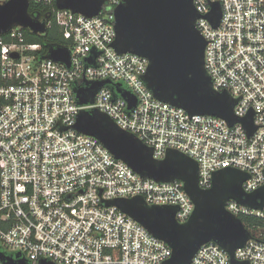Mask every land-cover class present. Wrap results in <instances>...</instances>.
<instances>
[{
	"label": "built area",
	"instance_id": "1",
	"mask_svg": "<svg viewBox=\"0 0 264 264\" xmlns=\"http://www.w3.org/2000/svg\"><path fill=\"white\" fill-rule=\"evenodd\" d=\"M122 1L103 0L100 11L87 16L58 9L55 0H29L50 7L60 31L68 32L69 65L39 56L40 44L27 41L20 26L0 33V250L7 255L19 253L31 264H164L170 258L165 241L106 201L140 195L149 205H176L175 218L183 223L194 208L183 182L142 176L96 137L73 128L82 109L106 113L150 146L154 159L168 149L194 159L200 188L227 167L249 175L246 193L264 185V0H193L212 88L237 99L236 117L251 114V134L241 122L190 116L153 95L143 81L148 59L112 46L114 8ZM214 1L221 9L217 27L208 18ZM99 80L109 82L92 103L78 104L74 87ZM123 91L135 97L133 106ZM225 209L261 221L246 227L251 236L234 259L264 264V205L228 199ZM188 264L233 263L209 241Z\"/></svg>",
	"mask_w": 264,
	"mask_h": 264
},
{
	"label": "water",
	"instance_id": "2",
	"mask_svg": "<svg viewBox=\"0 0 264 264\" xmlns=\"http://www.w3.org/2000/svg\"><path fill=\"white\" fill-rule=\"evenodd\" d=\"M103 0H55L58 9H70L87 16L97 14ZM208 18L217 27L221 9L211 2ZM29 0H6L0 3V33L13 26L34 34L46 31L47 16L40 18L28 11ZM198 13L193 0H123L114 8L115 38L112 46L118 52L144 56L149 63L143 75L145 85L162 101L181 107L191 115L205 114L224 118L230 125L241 122L251 134V114L236 117L233 106L237 99L226 91H215L204 68L206 40L195 26ZM43 57L69 65L68 47L50 44ZM95 53V52H94ZM16 55V54H14ZM90 61V58H87ZM108 80L92 82L87 87H74L78 104L93 102L96 91ZM128 107L135 97L121 92ZM73 128L96 137L116 158L122 159L134 171L156 181L179 179L194 204L189 218L177 222L176 205H149L142 196L107 200L141 223L150 233L165 241L172 249L164 264H188L204 243L215 241L230 255L233 264L236 248L245 244L251 234L240 217L225 209L228 199H235L252 208L264 205V185L246 193L242 183L249 175L236 168H222L212 175V185H198V164L176 149H168L162 159H154L152 148L132 133L121 129L104 112L97 109L80 110ZM1 264H28L27 260L0 251ZM37 264H55L41 259Z\"/></svg>",
	"mask_w": 264,
	"mask_h": 264
},
{
	"label": "trees",
	"instance_id": "3",
	"mask_svg": "<svg viewBox=\"0 0 264 264\" xmlns=\"http://www.w3.org/2000/svg\"><path fill=\"white\" fill-rule=\"evenodd\" d=\"M50 7L42 6L40 4L30 2L28 6L29 13L33 15H38L39 17L47 16L49 25L43 34H34L28 29H23L25 34V39L32 43L40 44L38 51L39 56L45 55L47 53V45L54 44L68 47L70 45V36L66 31H60L58 25L53 21L52 15L50 13ZM241 220L245 227L249 225L261 223L258 219L250 216H243ZM1 251V250H0ZM28 264H31L28 262Z\"/></svg>",
	"mask_w": 264,
	"mask_h": 264
}]
</instances>
